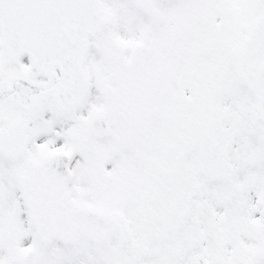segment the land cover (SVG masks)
I'll use <instances>...</instances> for the list:
<instances>
[{"label": "snow or ice", "instance_id": "snow-or-ice-1", "mask_svg": "<svg viewBox=\"0 0 264 264\" xmlns=\"http://www.w3.org/2000/svg\"><path fill=\"white\" fill-rule=\"evenodd\" d=\"M0 264H264V0H0Z\"/></svg>", "mask_w": 264, "mask_h": 264}]
</instances>
